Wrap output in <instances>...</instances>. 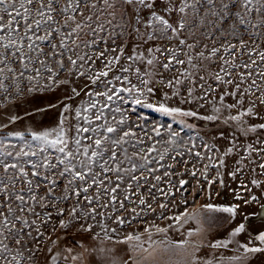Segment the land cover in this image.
<instances>
[{"label":"snow or ice","instance_id":"6c2138e0","mask_svg":"<svg viewBox=\"0 0 264 264\" xmlns=\"http://www.w3.org/2000/svg\"><path fill=\"white\" fill-rule=\"evenodd\" d=\"M27 97L56 113L0 122V264H264V0H0V108Z\"/></svg>","mask_w":264,"mask_h":264},{"label":"rangeland","instance_id":"374dc122","mask_svg":"<svg viewBox=\"0 0 264 264\" xmlns=\"http://www.w3.org/2000/svg\"><path fill=\"white\" fill-rule=\"evenodd\" d=\"M157 96H159V93H157ZM31 97H27L25 99H20L17 98L14 103H9L7 104L6 108H0V122H7L9 115H20L22 117L21 120L17 121L14 125H10V128L14 130H27V129H34L40 125L42 121H49L53 118V115L56 113V109H49L46 113L45 112H37L36 105L31 102ZM55 103V101H53ZM48 104V99L43 98L41 107L42 108H47ZM125 107H128L127 105ZM183 107H189L188 105H184ZM204 110H201L203 112ZM27 113V114H26ZM137 117L141 118L142 123H146L149 127H152L154 125H161L163 127H167L169 124L172 125V128L175 130H180L181 126L176 123L172 117L166 116L162 113L156 112L151 109H146V108H140L136 107V112L132 115V119L136 120ZM188 123H194L196 125H203L204 122L202 121H196L193 119H188ZM209 129L207 127L204 128H197L195 130H189L185 128L181 132V136L185 139H187L190 136H195L196 132H200L201 135H203L204 132H207ZM223 143V142H221ZM235 187V185H233ZM256 191L257 195H259V190H254ZM231 199L230 195L228 193H222V198L215 200V203H226ZM203 200V198H202ZM156 207V213L155 214H149L146 217V220L149 222H155L156 224H159L160 226H166L169 221L167 220H157L155 219V215H158L160 213V209L158 205ZM258 206L253 205L250 206L246 209H244L245 212H255L257 211ZM180 211L183 210V206L179 209ZM173 211H176V209H172L171 211L167 212L166 215H171ZM239 222V219L237 220ZM114 226V225H112ZM139 227L140 231H143V224H138L134 225L133 227ZM197 225L194 222H190L189 224L185 225L181 231H176L175 229H171L168 232V238L173 241H179L184 238V233L187 231L189 228H196ZM204 227L209 230V234H214L216 232H222L224 225H220V227H217V225H209L208 223L204 224ZM96 231H99V229H95ZM132 229H125V232L131 231ZM60 232H57L56 235H60ZM84 242V239L87 238V235L81 236ZM154 239L159 240L161 237L160 236H154ZM243 238V237H242ZM67 243V241H65ZM85 243H91L90 241H86ZM96 243V242H93ZM90 245V244H89ZM118 248H125L127 247L126 245H118L116 246ZM41 264H43L44 257L41 255L40 257ZM147 264V262H146ZM253 264H259L258 261H253Z\"/></svg>","mask_w":264,"mask_h":264},{"label":"trees","instance_id":"16d2710c","mask_svg":"<svg viewBox=\"0 0 264 264\" xmlns=\"http://www.w3.org/2000/svg\"><path fill=\"white\" fill-rule=\"evenodd\" d=\"M77 239H81V240H83L81 236H80V237H77ZM86 241H90L89 237H87V238L84 239V243H85ZM90 242H91V243H85V244H86V245L93 244L92 241H90ZM75 250H76V251H80L79 248H77V249H75Z\"/></svg>","mask_w":264,"mask_h":264},{"label":"flooded vegetation","instance_id":"af4514ba","mask_svg":"<svg viewBox=\"0 0 264 264\" xmlns=\"http://www.w3.org/2000/svg\"><path fill=\"white\" fill-rule=\"evenodd\" d=\"M258 210V209H257ZM217 224H220L222 225V223L220 221H217L216 223L212 224V225H217Z\"/></svg>","mask_w":264,"mask_h":264}]
</instances>
